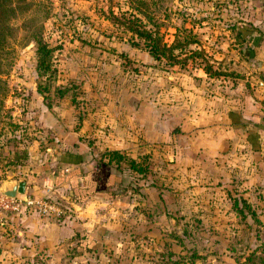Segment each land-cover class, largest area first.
<instances>
[{
    "label": "rangeland",
    "instance_id": "1",
    "mask_svg": "<svg viewBox=\"0 0 264 264\" xmlns=\"http://www.w3.org/2000/svg\"><path fill=\"white\" fill-rule=\"evenodd\" d=\"M30 1L11 21L1 55L0 188L12 176L44 179L38 168L61 151H81L95 174H106L98 165L108 151L137 160L151 154L143 174L124 160L107 164L104 181L112 180L109 195L96 199L94 251L58 257L38 243L9 250L8 237L18 236L0 228V264H217L244 252L264 256V141L254 131L249 145L214 117L199 119L219 87L261 75L250 59H264V0H140L166 43L174 35L194 40L171 66L130 43L119 15L126 0ZM38 26L56 47L52 82L33 69ZM204 65L218 75L206 78ZM53 87L64 89L62 98ZM247 128L258 126L249 121ZM54 194L67 197L64 189ZM58 207L65 216V199Z\"/></svg>",
    "mask_w": 264,
    "mask_h": 264
},
{
    "label": "crops",
    "instance_id": "2",
    "mask_svg": "<svg viewBox=\"0 0 264 264\" xmlns=\"http://www.w3.org/2000/svg\"><path fill=\"white\" fill-rule=\"evenodd\" d=\"M251 58L250 60L253 62L254 69L262 71L261 75H258V77H256V73V75H252L256 78V81L251 84L246 78L244 82L247 83L245 84L234 82L228 87H219V92H216L218 97H213V100L209 101L204 99V103L200 107V114L202 116L199 118L214 117L217 121H221L222 124L224 123L226 126L224 128L230 130L231 133L234 131V136H236L237 140L238 138H240L242 142L245 140L249 145L255 142V136L257 134L254 131H257L261 141H264V59L253 56H251ZM235 79L237 78L233 80ZM214 102L215 107L211 108L210 105ZM174 113L179 114V112ZM190 113L192 112L186 113V111H184L183 116L188 118L193 115V117H195L193 113L190 116ZM249 121L252 124H257V130L247 128ZM240 125H244V128L247 129L243 130L241 133H239V131L236 133L235 131L239 130ZM231 136L233 137V134ZM81 153L82 152L79 150L61 151L59 154L56 153L57 155H54L47 165L39 168L36 167L41 173H44V179H38V177L32 178L33 176L26 173L27 169L24 171L25 174L28 175L29 180H21L13 176L9 177V180L24 181V192L26 193L42 195L47 191L52 196L56 197L60 205L63 203V199H65L66 208L68 210L64 216V211L60 209L61 214L57 218L24 212L0 220V228H4L3 232H5V236L9 234H16L18 236L17 239L8 237L10 239L5 244L6 248L8 247L9 250L10 248L14 250V247L20 244L22 246L26 245L28 248L25 249L26 251H31L34 245L38 243L47 254L61 257L69 252L67 250L68 247L73 246L78 241L77 236H91L93 238L92 235L96 232L94 228H96V222L98 217H100L95 208L96 199L97 197L101 198L102 195L91 194L81 203L73 202L71 200L72 191L68 183L64 179H61V177L64 178L68 172L77 168L83 171L90 170L88 164L85 165ZM51 168H53L55 172L52 173ZM52 183L54 184L53 188H56L54 190L49 187ZM61 189H64L67 197L64 198L62 195L54 194L55 191L58 193V190ZM93 197L95 200L91 202L90 200H92ZM1 238L2 235L0 233V240ZM18 240L20 243H18ZM4 252L8 254L9 251H2V253ZM71 253L73 254V250H71Z\"/></svg>",
    "mask_w": 264,
    "mask_h": 264
},
{
    "label": "trees",
    "instance_id": "3",
    "mask_svg": "<svg viewBox=\"0 0 264 264\" xmlns=\"http://www.w3.org/2000/svg\"><path fill=\"white\" fill-rule=\"evenodd\" d=\"M30 3V0H0V64L1 55L13 30L11 21L15 18L16 13H22L27 9ZM138 3H141V1L126 0L125 12L122 11L119 13L123 19L122 22L125 26L124 28L131 33L132 38L130 39V43L136 47H141L153 60L163 59L170 66L178 64V55L182 53L186 46L194 40H190L191 38H188L187 36H183L181 38L178 35H174L171 42L166 43L162 37V34H160L158 31V27H152V24H150L151 19L147 15L144 8H141ZM31 40L34 42L33 69L36 74L41 76L44 80L47 82H52L54 80L55 72L52 64V55L56 47L51 46L44 39L40 33V26L35 27L31 31ZM188 52L189 55H191L190 57L195 55L201 56V52L196 50H188ZM202 69L206 75V78H213L215 75H218L205 65L202 67ZM1 81L2 80L0 79V115L2 108V98L5 94V89L4 86L1 85ZM37 89L39 92H42L45 95H47L45 90H50L48 84L43 85L41 82L38 83ZM52 89L58 98L63 97L64 89L62 90L58 87H53ZM148 153L151 154V152H147L146 155L144 154V156H139L140 159L137 160L135 158L127 157L117 150H111L107 152V162H101L98 165V169L103 167L106 174H95L93 171H83L80 168H77L68 172L65 177H61V179H64L70 185L72 191L71 200L73 202H82L88 195L91 194H100L105 198L109 195L108 192H105V188L111 185L110 181L112 180L108 179L107 182L104 181L108 174H110L107 171V164H109L113 159L115 161L124 160L127 162L128 167L131 170L143 174L147 170V159H150V157L145 158ZM15 163L17 162L12 159V161L6 162L3 166L7 167V165H14ZM116 182H119V178H115L113 184ZM51 199L59 203L56 197L51 196ZM241 202L243 204V209L246 210L248 208V204L243 199ZM234 205H237L235 200ZM241 216L243 217L244 215ZM97 231L99 233L97 232L96 235L98 238H100L101 232L103 233V231H99V229ZM99 246L100 243L91 236H82L73 246L68 247L67 250H73V253H81L83 251H94ZM195 253L196 251L193 250L190 254V257L196 255ZM178 261H175L174 263H178ZM189 264H195V262L193 263L192 261H189ZM217 264H264V256L254 254L252 251L244 252L242 254H234L232 256V262H219Z\"/></svg>",
    "mask_w": 264,
    "mask_h": 264
},
{
    "label": "built area",
    "instance_id": "4",
    "mask_svg": "<svg viewBox=\"0 0 264 264\" xmlns=\"http://www.w3.org/2000/svg\"><path fill=\"white\" fill-rule=\"evenodd\" d=\"M51 196L47 191L42 195L23 192L22 194L16 193L14 196H6L0 193V220L24 212L57 218L61 211Z\"/></svg>",
    "mask_w": 264,
    "mask_h": 264
},
{
    "label": "water",
    "instance_id": "5",
    "mask_svg": "<svg viewBox=\"0 0 264 264\" xmlns=\"http://www.w3.org/2000/svg\"><path fill=\"white\" fill-rule=\"evenodd\" d=\"M25 191V182L7 180L0 188V193L6 196H14L16 193L22 194Z\"/></svg>",
    "mask_w": 264,
    "mask_h": 264
}]
</instances>
